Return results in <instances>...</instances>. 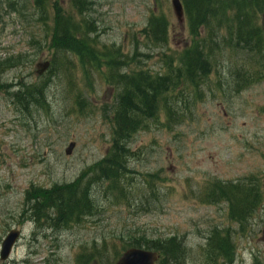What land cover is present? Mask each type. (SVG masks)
I'll use <instances>...</instances> for the list:
<instances>
[{"label":"rangeland","instance_id":"rangeland-1","mask_svg":"<svg viewBox=\"0 0 264 264\" xmlns=\"http://www.w3.org/2000/svg\"><path fill=\"white\" fill-rule=\"evenodd\" d=\"M58 1L68 8V0ZM95 1L92 16L99 30V48L113 44L131 57L137 51L140 63L130 64V71L162 72V55L190 43L185 23L172 14L170 0ZM6 3L0 0V62L11 56L23 58L19 67L0 71V85L49 80L46 109L30 108L26 113H19L5 89H0V238L11 228L20 230L6 264H74L78 249L94 239L141 233L148 239L177 236L188 250L185 264H205L201 248L205 236L214 228L235 230L237 226L228 220L225 204L204 205L198 192L213 180L244 181L255 176L260 188L264 185V79L234 94L214 91L210 95L204 90V100L192 109V116L170 129L160 125L166 122L164 116L158 122L147 121V129L130 140L134 156L128 161L131 173L121 202L98 188L96 217L60 234L48 230L42 236L32 223L19 224L25 190L74 182L104 157L111 141L115 89L104 82V69L86 79L75 57L71 76H37L35 64L51 60L45 32L32 21L31 8L26 15L30 21L27 17L25 21ZM151 13L168 20L166 46L152 47L140 34ZM219 61L221 74L210 75L209 82L220 80L224 89L231 79L227 71L239 59L224 54ZM78 93L82 111L76 102ZM71 143L74 147L67 153ZM149 174L159 178L150 188ZM249 229L233 235L235 264H264V203Z\"/></svg>","mask_w":264,"mask_h":264},{"label":"trees","instance_id":"trees-1","mask_svg":"<svg viewBox=\"0 0 264 264\" xmlns=\"http://www.w3.org/2000/svg\"><path fill=\"white\" fill-rule=\"evenodd\" d=\"M181 2L190 43L171 55L163 54L164 69L151 74L143 69L128 70L130 64L137 62V51L131 57L113 44L99 48V30L92 16L95 0H68L67 9L58 0H7V9L22 20L26 21L31 8L30 13L35 16L32 21L44 30L45 45L51 50L47 74L71 76L74 69L71 60L75 57L86 78L91 72L104 69V82L115 89L111 141L104 157L83 170L74 182L27 189L22 219L64 231L96 217L99 206L95 191L98 188L104 189L105 195H115V201L121 202L125 197L124 183L131 173L128 161L134 156L129 149L130 140L138 131L147 129V121L158 122L159 117L164 116L166 122L160 125L170 129L192 116V109L204 100L205 91L210 95H214V91L223 95L239 93L264 79V0ZM140 34L152 47L166 46L168 20L151 13ZM224 54L235 56L239 64L227 71L230 84H224L223 89L222 81L212 84L209 80L210 75L220 73L219 59L222 60ZM22 58L18 55L4 59L0 62V71L19 67ZM48 81L25 83L19 80L1 84L0 89H5L9 102L22 113L30 108L46 109ZM80 100L81 96L76 95L78 109L82 111ZM147 177L149 187L154 180H159L157 174ZM245 179L208 181L199 194L204 204L226 205L227 218L238 226V234L246 232L247 224L262 206L257 177ZM231 233L229 228L211 230L207 248L202 252L204 263L234 262V246L227 242ZM133 247L158 252L157 264H185L188 255L182 240L174 235L148 239L143 233L119 234L81 246L74 264H114L122 252Z\"/></svg>","mask_w":264,"mask_h":264},{"label":"water","instance_id":"water-1","mask_svg":"<svg viewBox=\"0 0 264 264\" xmlns=\"http://www.w3.org/2000/svg\"><path fill=\"white\" fill-rule=\"evenodd\" d=\"M171 7L175 17L179 22H182V7L179 0H171ZM37 74L41 75L48 67V62L39 63L36 65ZM74 144L71 143L67 149V153H70ZM18 238V232L11 230L1 243L0 260L7 259L13 245ZM159 259V255L156 252L146 251L143 249L132 248L125 251L115 264H155Z\"/></svg>","mask_w":264,"mask_h":264},{"label":"flooded vegetation","instance_id":"flooded-vegetation-1","mask_svg":"<svg viewBox=\"0 0 264 264\" xmlns=\"http://www.w3.org/2000/svg\"><path fill=\"white\" fill-rule=\"evenodd\" d=\"M263 239H264V234H263Z\"/></svg>","mask_w":264,"mask_h":264}]
</instances>
